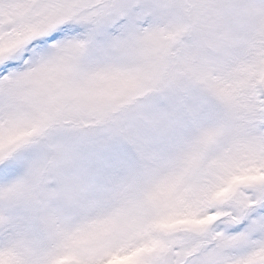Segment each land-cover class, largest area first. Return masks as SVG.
<instances>
[{
	"label": "snow or ice",
	"instance_id": "1",
	"mask_svg": "<svg viewBox=\"0 0 264 264\" xmlns=\"http://www.w3.org/2000/svg\"><path fill=\"white\" fill-rule=\"evenodd\" d=\"M0 264H264V0H0Z\"/></svg>",
	"mask_w": 264,
	"mask_h": 264
}]
</instances>
